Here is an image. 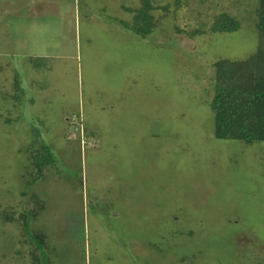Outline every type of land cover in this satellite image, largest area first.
<instances>
[{
  "label": "rangeland",
  "instance_id": "rangeland-1",
  "mask_svg": "<svg viewBox=\"0 0 264 264\" xmlns=\"http://www.w3.org/2000/svg\"><path fill=\"white\" fill-rule=\"evenodd\" d=\"M143 2L0 0V264H264V142L216 139L211 105L258 0H156L146 37Z\"/></svg>",
  "mask_w": 264,
  "mask_h": 264
},
{
  "label": "trees",
  "instance_id": "trees-1",
  "mask_svg": "<svg viewBox=\"0 0 264 264\" xmlns=\"http://www.w3.org/2000/svg\"><path fill=\"white\" fill-rule=\"evenodd\" d=\"M143 1L145 7L137 10L133 30L146 37L154 29V17L150 13L156 0ZM256 26L262 45L255 53L244 61L218 60L214 64L215 92L211 105L215 114L214 136L218 140L264 142V0H258ZM239 28L236 19L222 15L214 23L212 32L232 33ZM45 163L41 158L37 163L39 179L43 178Z\"/></svg>",
  "mask_w": 264,
  "mask_h": 264
},
{
  "label": "crops",
  "instance_id": "crops-1",
  "mask_svg": "<svg viewBox=\"0 0 264 264\" xmlns=\"http://www.w3.org/2000/svg\"><path fill=\"white\" fill-rule=\"evenodd\" d=\"M34 14H38L36 11H35V13ZM1 21H0V28H1V26L2 27H4V26H10V23L8 22V21H5L4 20V17H1V19H0ZM130 32H132V30L130 31ZM135 33V32H134ZM119 91V90H118ZM21 92V91H20ZM119 93H121V89H120V91H119ZM19 97V96H18ZM27 208H29V207H27ZM4 216V215H3ZM5 220H7L6 219V217H3ZM23 218H24V215L23 214H20L19 215V218L17 219V220H19V221H21V225H23L22 224V220H23ZM15 219V218H14ZM43 231V230H42ZM39 232V231H38ZM44 232V231H43ZM35 236V238L37 239V241H39L40 243L42 242L46 247H47V245L49 244L50 246H51V249H52V247L54 248V244L53 243H50V234H48V233H46V232H44V233H38L37 235H34ZM27 241V240H26ZM26 241H25V243H26ZM30 256L31 255H33V256H31V257H33V262L35 263L36 261H39V257H37L38 256V250H37V248H35V250H33V251H30ZM49 255H48V260H47V262L45 263V264H58V260H57V256H56V254L54 253V252H52V251H49V253H48Z\"/></svg>",
  "mask_w": 264,
  "mask_h": 264
}]
</instances>
